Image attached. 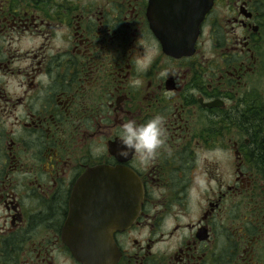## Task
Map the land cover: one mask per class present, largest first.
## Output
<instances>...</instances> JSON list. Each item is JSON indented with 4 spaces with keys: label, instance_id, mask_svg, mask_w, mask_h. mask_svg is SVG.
I'll return each instance as SVG.
<instances>
[{
    "label": "flooded vegetation",
    "instance_id": "af4514ba",
    "mask_svg": "<svg viewBox=\"0 0 264 264\" xmlns=\"http://www.w3.org/2000/svg\"><path fill=\"white\" fill-rule=\"evenodd\" d=\"M208 1L0 0V264H83L82 181L97 264H264V0ZM185 30L167 54L156 31ZM156 114L158 157H117Z\"/></svg>",
    "mask_w": 264,
    "mask_h": 264
},
{
    "label": "water",
    "instance_id": "95a60500",
    "mask_svg": "<svg viewBox=\"0 0 264 264\" xmlns=\"http://www.w3.org/2000/svg\"><path fill=\"white\" fill-rule=\"evenodd\" d=\"M213 0H209L208 2L211 4ZM155 5L159 4L156 1ZM176 5V2H174ZM185 8V4L183 3L182 9ZM172 10H178V7H172ZM182 12V11H181ZM189 17L181 16V29H186V24L184 21ZM192 25V24H190ZM198 30L196 32H188L185 31H170V32H158L156 31L157 37L163 42L164 50L167 54L173 56H184L190 55L193 53L194 43L198 37ZM102 170V169H100ZM111 175V174H109ZM121 177V176H119ZM90 178L93 181H97L99 178H106V175L98 173V169L93 170L90 174ZM135 185H139L135 182ZM86 191L89 193H93L95 195L99 194L100 186L98 183H93L90 188H87ZM85 192V182H80L75 189L74 197L71 204V216L69 218V222H67L66 226V238L65 242L71 249L74 257L83 264H97L100 258H106V250L112 249V243L103 240L100 241L96 237V225L92 220H90V216H92L93 212H95V207L92 203L89 206H84L81 201L82 193ZM135 200L137 202L138 197H140V192L138 190L134 191ZM92 196V197H93ZM94 201V199H93ZM84 202V200H83ZM92 212V213H90ZM86 213V217L84 214ZM115 226L109 227L115 228ZM101 243V245H100ZM104 251L102 257L97 258V250L101 249Z\"/></svg>",
    "mask_w": 264,
    "mask_h": 264
},
{
    "label": "clouds",
    "instance_id": "9594fccd",
    "mask_svg": "<svg viewBox=\"0 0 264 264\" xmlns=\"http://www.w3.org/2000/svg\"><path fill=\"white\" fill-rule=\"evenodd\" d=\"M165 144L164 117L156 114L143 124L129 119L123 123L119 132L116 156L128 158L135 154L138 161L147 164L154 161Z\"/></svg>",
    "mask_w": 264,
    "mask_h": 264
}]
</instances>
